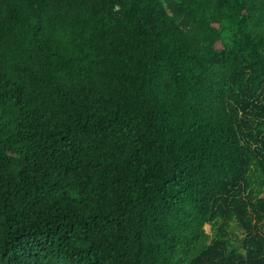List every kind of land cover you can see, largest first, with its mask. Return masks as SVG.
I'll use <instances>...</instances> for the list:
<instances>
[{
	"label": "trees",
	"instance_id": "16d2710c",
	"mask_svg": "<svg viewBox=\"0 0 264 264\" xmlns=\"http://www.w3.org/2000/svg\"><path fill=\"white\" fill-rule=\"evenodd\" d=\"M0 264H264V0H0Z\"/></svg>",
	"mask_w": 264,
	"mask_h": 264
},
{
	"label": "rangeland",
	"instance_id": "374dc122",
	"mask_svg": "<svg viewBox=\"0 0 264 264\" xmlns=\"http://www.w3.org/2000/svg\"><path fill=\"white\" fill-rule=\"evenodd\" d=\"M203 228H204L205 232H207V233L210 232V231H209V225H208V224H204V225H203Z\"/></svg>",
	"mask_w": 264,
	"mask_h": 264
}]
</instances>
